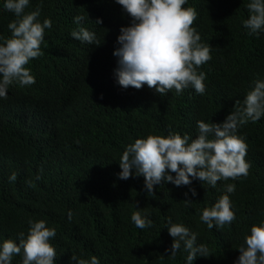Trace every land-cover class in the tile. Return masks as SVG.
<instances>
[{"label": "trees", "instance_id": "16d2710c", "mask_svg": "<svg viewBox=\"0 0 264 264\" xmlns=\"http://www.w3.org/2000/svg\"><path fill=\"white\" fill-rule=\"evenodd\" d=\"M248 2L187 0L183 7L196 12L191 27L199 33L201 43L210 45L211 59L197 69L205 73V92L199 95L189 87L180 94L172 89L161 96L146 85L139 90L123 89L109 81L108 71L116 65L112 54L118 46L116 37L120 27L130 22L121 6L112 0H30L25 12L39 7L38 19L52 22L44 33L43 55L35 66L32 61L26 65L45 92L37 100L44 105L37 108L46 114L49 128L39 130L32 118L34 106L28 90L17 92L21 116H0V240L18 243L17 234L27 233L29 219L44 220L46 227L56 230L50 240L56 264H75L70 259L73 255L84 260L96 256L99 264H185L186 253L178 251L172 259L165 251L172 238L165 230L164 208L151 212L153 200L165 202L160 188L150 195L144 192L142 176L118 179V162L125 146L137 138L166 137L170 132L183 137L197 121L222 123L242 105L253 82L264 80V34L249 35L242 26L249 15ZM2 3L0 0V30L5 31L1 14L15 17ZM77 15L85 17L84 25L95 30L99 46L71 38L70 32L78 27L73 23ZM89 18H99L100 28ZM51 44L93 59L94 67L85 70L84 83L74 96L82 108L76 116L69 113L67 94L60 88L57 68L66 62L55 61ZM236 135L247 145V176L218 181L216 188L198 180L181 187L165 183L180 190L183 200L176 201L183 204L185 226L197 234L198 244L208 248V257H198L194 264H233L232 255L221 247L244 240L249 228L264 220V117L238 127ZM188 136L190 141L194 139ZM13 173L17 178L10 182ZM228 184L235 185L229 199L237 218L219 230H209L200 222L199 210L211 207ZM189 187L195 189V197L191 193L185 196ZM185 199L191 203L186 204ZM136 210L147 212L153 227L136 228L130 220ZM109 253L113 256L103 260ZM20 261L16 255L11 264Z\"/></svg>", "mask_w": 264, "mask_h": 264}, {"label": "clouds", "instance_id": "9594fccd", "mask_svg": "<svg viewBox=\"0 0 264 264\" xmlns=\"http://www.w3.org/2000/svg\"><path fill=\"white\" fill-rule=\"evenodd\" d=\"M121 6L122 14L129 18L127 26H121L116 37L113 56L116 65L109 71L111 84L121 88L137 90L143 86L153 89L164 96L174 89L180 94L191 87L196 94L205 92V73L197 69L211 59L210 45L201 43V37L191 27L196 12L191 7H183L187 0H112ZM30 0H3L2 8L11 12L15 19L2 13L5 31L0 30V116L18 117L23 113L18 91L28 90L26 94L31 104L32 118L38 122L39 130L48 129V121L42 107L44 102L37 100L45 97V92L36 84L26 65L30 61L36 64L43 55L45 47L44 33L52 27L50 19L41 22L40 8L25 12ZM248 18L242 26L249 35L264 34V0H249ZM85 17H73L78 27L70 32L71 38L93 46H99L94 29L84 25ZM100 28L102 21L89 18ZM83 26H80V25ZM10 33L9 37H2ZM55 61H65L66 66L58 67L60 88L68 97L69 113L76 116L82 112L81 101L75 99L77 90L84 83L85 70L94 67L92 58H80L75 50L51 44ZM37 85V89H36ZM6 105H10L5 108ZM264 117V80H255L246 93L243 103L231 111L220 123L197 121L188 135L169 133L165 136L148 135L137 138L125 146L119 159L118 179L130 177L144 178V192L153 195L160 188L165 198L162 204L153 200L151 212L164 208L166 216L165 230L172 238L170 258L175 259L177 252L186 253L185 264H194L198 257H208V248L197 243V234L186 227L183 200L180 190L168 187L190 186L194 180L216 188L218 181L229 178L235 180L247 176L249 164L244 160L247 145L243 137L237 136L238 127L249 122L255 123ZM173 173L175 175H173ZM16 174L8 177L16 180ZM163 181V182H162ZM154 185L157 186L154 190ZM235 190L234 184L225 185V194L221 195L211 207H202L199 220L209 230H219L232 224L237 213L231 210L229 194ZM197 195L189 187L187 197ZM123 196V193H120ZM186 204L191 203L185 199ZM133 205H136L135 202ZM136 210L130 220L138 229L153 227L147 212ZM190 213V212H188ZM72 219V212L67 213ZM25 234H17V242L12 239L0 240V264H11L16 255L21 257L20 264H56V251L50 240L56 236L55 228L46 227L44 220H28ZM227 250L233 257V264H264V220L253 224L242 241H230ZM112 253L103 256L107 260ZM75 264H99L96 256L89 260L70 257ZM115 259V258H114Z\"/></svg>", "mask_w": 264, "mask_h": 264}]
</instances>
